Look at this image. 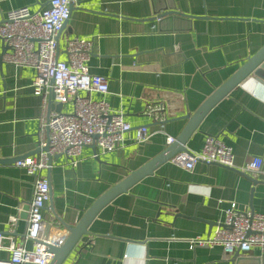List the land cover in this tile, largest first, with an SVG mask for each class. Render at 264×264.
<instances>
[{"label":"crops","instance_id":"crops-1","mask_svg":"<svg viewBox=\"0 0 264 264\" xmlns=\"http://www.w3.org/2000/svg\"><path fill=\"white\" fill-rule=\"evenodd\" d=\"M49 1L0 0V22L10 10L26 7L36 13ZM72 2L58 38V59L66 60L67 41H90L89 71L106 79L108 93L79 95L106 101L131 130L112 152L87 146L75 167L68 158L54 156L50 169L39 172L50 186L42 215L46 233L54 236L66 230L64 225L74 227L99 197L161 154L168 147L166 136L176 139L183 131L184 117L264 46V0ZM165 5H173L177 17L159 12ZM4 50L0 41V161H6L0 162V233L30 249L23 208L31 200L33 179L15 162L35 155L46 138L42 120L52 111L49 96L44 106L33 95L34 70L3 63ZM261 94L264 84L248 78L206 114L186 144L188 151L198 152L205 136H215L232 148L237 168L261 158L260 174L201 162L187 171L166 162L103 207L63 264H230L219 247L190 249L188 241L212 235L231 203L264 215ZM157 107L163 110L149 114ZM72 109L69 102L61 112ZM140 127L150 135L145 143L136 141ZM241 255L262 253L253 249ZM8 258L9 252L0 250V260Z\"/></svg>","mask_w":264,"mask_h":264},{"label":"built area","instance_id":"built-area-1","mask_svg":"<svg viewBox=\"0 0 264 264\" xmlns=\"http://www.w3.org/2000/svg\"><path fill=\"white\" fill-rule=\"evenodd\" d=\"M70 4L71 0H50L47 8L36 13H31L26 7L13 9L5 14L0 23V41L7 48L1 55V61L17 68L34 70L31 88L33 95L40 97L44 106L48 96L53 94L56 103L64 105L70 102L73 107L70 113L52 111L46 120H42L41 128L45 129L46 138L40 141L39 152L15 162L33 179L27 212L28 226L24 235V241L30 242L31 248L0 233V250L9 252V258L0 260V264H49L53 257L49 247H60L67 238L66 230L56 236L45 230L42 211L50 200V186L39 172L50 169L49 158L64 156L75 167L84 147L94 145L101 153L112 152L122 143L124 134L131 130L120 113L111 112L106 101H94L79 95V92L108 93L106 79L89 71L92 54L90 41L77 38L67 41L64 50L66 60L58 59L60 50L56 37L69 19ZM162 110V107H157L149 114ZM149 138L146 127L136 130L138 143H145ZM174 141V138L166 136L167 145ZM44 148L47 151H43ZM234 158L231 147L217 137L207 135L200 151L180 152L169 162L187 171L201 162L249 175L261 173V158H251L243 168L235 166ZM15 221L16 218L11 219V222ZM5 241L7 246L4 245ZM188 243L190 249L219 247L228 260L237 250L240 254H246L259 249L263 256L264 215L238 210L236 204L231 203L224 212L223 222L212 235L205 239L195 237Z\"/></svg>","mask_w":264,"mask_h":264},{"label":"water","instance_id":"water-1","mask_svg":"<svg viewBox=\"0 0 264 264\" xmlns=\"http://www.w3.org/2000/svg\"><path fill=\"white\" fill-rule=\"evenodd\" d=\"M70 4V11L72 9V2ZM163 4V3H162ZM164 5V4H163ZM167 12L168 15H173L177 17L175 13V8L173 5H165L160 11ZM158 12V13H159ZM164 17V16H163ZM160 18V17H158ZM162 18V16H161ZM161 20V19H160ZM159 20V21H160ZM2 23V22H0ZM67 21L63 24L61 31L56 37V42L58 44V38L62 33ZM58 49V48H57ZM5 52V50H4ZM253 77L260 83L264 84V46L252 57L246 59L245 63L218 89H216L198 108V110L189 116L184 117L187 120V123L180 133V135L175 139V141L168 145V147L153 160L149 161L147 164L142 166L140 169L131 172L124 180L120 183L111 187L105 194L99 197L86 211L81 220L74 226H65V229L68 233L67 238L63 245L60 247H49V252L53 254L52 260L49 264H63L69 254L73 249L78 245L81 239L84 236H87L88 227L94 218L97 216L99 211L109 204L115 197L120 194L126 193L134 184L143 179L146 176L152 175L154 171L161 165L166 162H169L172 157L180 152H188L186 149V144L189 141L192 134L196 131L197 127L206 116V114L224 97L235 89L237 86L245 82L248 78ZM48 105L50 111H56L57 113L61 112L62 104L54 102L53 94L49 95ZM43 151H47V148H44ZM39 150L35 152L38 153ZM51 157L49 158V165L51 164ZM6 162V161H0ZM217 165V164H211ZM234 170V169H231ZM243 174V173H242ZM248 178L253 184H256L258 181L255 179ZM29 206L23 208L27 216ZM230 264H264V255L263 256H243L240 254V251H235L231 259L229 260Z\"/></svg>","mask_w":264,"mask_h":264},{"label":"clouds","instance_id":"clouds-1","mask_svg":"<svg viewBox=\"0 0 264 264\" xmlns=\"http://www.w3.org/2000/svg\"><path fill=\"white\" fill-rule=\"evenodd\" d=\"M257 98L260 99L261 101H264V94L259 95Z\"/></svg>","mask_w":264,"mask_h":264}]
</instances>
